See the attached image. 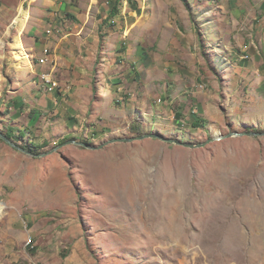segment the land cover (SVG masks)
Returning <instances> with one entry per match:
<instances>
[{"label":"rangeland","instance_id":"obj_1","mask_svg":"<svg viewBox=\"0 0 264 264\" xmlns=\"http://www.w3.org/2000/svg\"><path fill=\"white\" fill-rule=\"evenodd\" d=\"M112 1L0 0V67L63 38L66 98L87 90L16 135L36 154L0 139V264H264V53L210 52L220 0H122L105 20ZM144 134L214 141L66 144Z\"/></svg>","mask_w":264,"mask_h":264},{"label":"crops","instance_id":"obj_2","mask_svg":"<svg viewBox=\"0 0 264 264\" xmlns=\"http://www.w3.org/2000/svg\"><path fill=\"white\" fill-rule=\"evenodd\" d=\"M220 2L223 5L225 15H219L215 24H212L209 16H206L208 26L200 31L210 48V52L216 56L222 52L233 53L234 55L239 53L238 56L241 61L246 57L250 58V54L254 59V55H252L254 50H258L256 57H258L259 51L264 53V0H220ZM210 13V11L207 12L209 15ZM229 17L234 18L235 22L231 21L230 26L227 25L226 27ZM247 22L249 24H246ZM41 41V50L40 47L26 49L25 45L23 48L26 49L24 50L29 55L28 58H22L20 62L8 63L6 68L0 67V118L4 121L2 127L6 130L10 129L15 136H21V131L27 132V129L30 132L32 127L30 125H33L44 112H52L50 115L59 114L60 120L65 114L63 110L76 112L86 108L84 99H81L87 94L86 86H78V90L66 98L67 92L64 88L65 74L68 70V61L65 57L66 39H59L58 42H46L42 38ZM43 49L49 50L48 61L45 65H39L35 59L42 56ZM15 51L20 52L17 46L5 50L6 53L10 52V54L15 53ZM234 58L233 56L232 63ZM226 63L230 62L227 60ZM262 63L261 59L259 66ZM42 73L49 74L51 79L57 82L58 87L52 88L48 84H44L39 78ZM86 85L89 86V84ZM6 86H8L7 93L10 96L2 97ZM258 109H262L261 104ZM65 121L64 127L67 129V123L72 121V118H65ZM45 122L47 123L46 119L43 120V124H46ZM65 136L66 134L63 138ZM33 235L36 237V232H33ZM19 242L23 248L22 237L19 238ZM11 252V248L6 249L4 255L14 256ZM21 253H23V249Z\"/></svg>","mask_w":264,"mask_h":264},{"label":"water","instance_id":"obj_3","mask_svg":"<svg viewBox=\"0 0 264 264\" xmlns=\"http://www.w3.org/2000/svg\"><path fill=\"white\" fill-rule=\"evenodd\" d=\"M246 134L247 135H252V136L260 135L258 133H246ZM238 135H240V133H234V134L232 133V134H228L226 137L238 136ZM147 138L158 139V140L163 141V142H167V143H171V144L187 147V148H190V149L202 148L205 144L214 141L213 139H209L205 143L192 144V143L182 142V141H179V140L165 138V137H163L162 135H159V134H144L142 136H137V137H132V138H113V139H110V140L104 142L103 144H101L99 146H94L93 144H87V143H84V142H78L76 140H69V141L66 142V144H73V145L81 146V147L86 148V149L97 150V149H102L105 146H108V145L113 144V143L140 141V140L147 139ZM0 139L2 141H4L6 144H8L9 146H11L14 149H16V150L25 152L27 154H31L27 150L22 149L20 146L15 144L12 140L8 139L1 131H0ZM217 140H220V138L217 139ZM59 147H61V146H59ZM59 147L55 148L50 153H53ZM31 155H33V154H31ZM35 156H37V155H35Z\"/></svg>","mask_w":264,"mask_h":264},{"label":"trees","instance_id":"obj_4","mask_svg":"<svg viewBox=\"0 0 264 264\" xmlns=\"http://www.w3.org/2000/svg\"><path fill=\"white\" fill-rule=\"evenodd\" d=\"M121 2H122V0H114L112 2H108V5H109L108 6V14H107V18L105 20H107V19L111 20V19H113V17H115L119 13V6H120ZM103 23H104V21H103ZM144 55H146V53ZM144 55L142 54V56H144ZM176 117L179 118L178 113L176 114ZM201 123H202L201 121L194 119L192 121V126L193 127H199V126H201ZM2 133H4V135L8 139L15 141L16 136L13 135V133L10 131V129L3 131ZM86 143L89 144L88 142H86ZM37 147L38 146H35L34 144H29L27 147L23 146L22 148L27 150L31 154H36V148Z\"/></svg>","mask_w":264,"mask_h":264},{"label":"built area","instance_id":"obj_5","mask_svg":"<svg viewBox=\"0 0 264 264\" xmlns=\"http://www.w3.org/2000/svg\"><path fill=\"white\" fill-rule=\"evenodd\" d=\"M48 33H50V31H47ZM49 55V50L48 49H43L42 51V56L37 60V63L39 65H45L46 62L48 61L47 60V57ZM39 78L40 80L44 83V84H48L50 87L52 88H56L58 87V84L57 82L53 81L50 77L49 74L47 73H42L39 75ZM32 244V238H28L26 241H25V247H30V248H33V245Z\"/></svg>","mask_w":264,"mask_h":264},{"label":"bare ground","instance_id":"obj_6","mask_svg":"<svg viewBox=\"0 0 264 264\" xmlns=\"http://www.w3.org/2000/svg\"><path fill=\"white\" fill-rule=\"evenodd\" d=\"M219 138V137H218ZM2 207H0V209H1Z\"/></svg>","mask_w":264,"mask_h":264}]
</instances>
